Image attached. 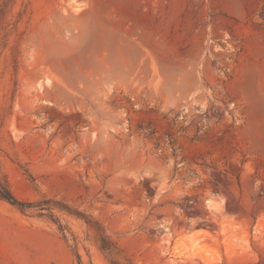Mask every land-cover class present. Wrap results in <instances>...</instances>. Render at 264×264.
<instances>
[{"label": "rangeland", "instance_id": "rangeland-1", "mask_svg": "<svg viewBox=\"0 0 264 264\" xmlns=\"http://www.w3.org/2000/svg\"><path fill=\"white\" fill-rule=\"evenodd\" d=\"M0 174V264H264V0H0Z\"/></svg>", "mask_w": 264, "mask_h": 264}, {"label": "trees", "instance_id": "trees-1", "mask_svg": "<svg viewBox=\"0 0 264 264\" xmlns=\"http://www.w3.org/2000/svg\"><path fill=\"white\" fill-rule=\"evenodd\" d=\"M0 198L4 199L11 204L15 205L22 211H26L32 208H38L42 205L41 202L27 201L18 198L11 189L8 181L0 174ZM105 249V247H103Z\"/></svg>", "mask_w": 264, "mask_h": 264}]
</instances>
